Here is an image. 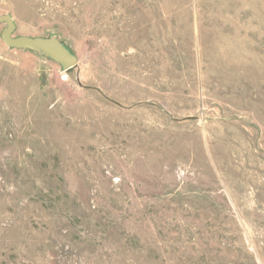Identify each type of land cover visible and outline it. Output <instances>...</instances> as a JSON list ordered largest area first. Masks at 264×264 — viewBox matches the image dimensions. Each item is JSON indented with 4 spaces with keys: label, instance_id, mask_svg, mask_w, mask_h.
Returning a JSON list of instances; mask_svg holds the SVG:
<instances>
[{
    "label": "rangeland",
    "instance_id": "rangeland-1",
    "mask_svg": "<svg viewBox=\"0 0 264 264\" xmlns=\"http://www.w3.org/2000/svg\"><path fill=\"white\" fill-rule=\"evenodd\" d=\"M0 15V264H264V0Z\"/></svg>",
    "mask_w": 264,
    "mask_h": 264
},
{
    "label": "water",
    "instance_id": "water-1",
    "mask_svg": "<svg viewBox=\"0 0 264 264\" xmlns=\"http://www.w3.org/2000/svg\"><path fill=\"white\" fill-rule=\"evenodd\" d=\"M6 22L7 28L2 33V38L11 47L19 49L41 50L55 61L61 63L65 69L73 68L77 63V57L72 54L57 38L47 37H14V21L10 15H0V23Z\"/></svg>",
    "mask_w": 264,
    "mask_h": 264
}]
</instances>
